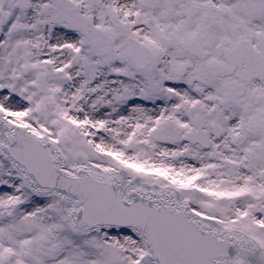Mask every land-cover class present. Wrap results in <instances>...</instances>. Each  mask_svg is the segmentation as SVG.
Returning <instances> with one entry per match:
<instances>
[{"label": "snow or ice", "instance_id": "1", "mask_svg": "<svg viewBox=\"0 0 264 264\" xmlns=\"http://www.w3.org/2000/svg\"><path fill=\"white\" fill-rule=\"evenodd\" d=\"M0 264H264V0H0Z\"/></svg>", "mask_w": 264, "mask_h": 264}]
</instances>
